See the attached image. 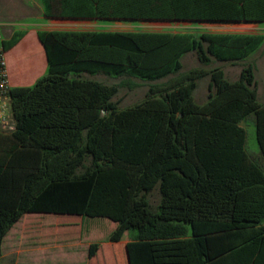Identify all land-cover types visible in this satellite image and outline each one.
<instances>
[{
  "label": "trees",
  "instance_id": "1",
  "mask_svg": "<svg viewBox=\"0 0 264 264\" xmlns=\"http://www.w3.org/2000/svg\"><path fill=\"white\" fill-rule=\"evenodd\" d=\"M39 1L46 18L264 23V0ZM26 33L13 30L4 51ZM37 38L45 72L31 86L10 88L15 128L0 133V257L24 215L50 214L76 218L61 225L77 218L115 224L104 245L112 259L94 242L91 264H264V171L240 126L252 116L264 160V105L255 67L244 63L264 34L38 30ZM21 46L39 72L36 49ZM188 53L201 66L182 71ZM214 62L239 64L237 79ZM99 73L126 82L83 76ZM205 77L207 98L199 105L193 92ZM129 79L166 80L119 110L113 99L119 86L135 87Z\"/></svg>",
  "mask_w": 264,
  "mask_h": 264
},
{
  "label": "rangeland",
  "instance_id": "2",
  "mask_svg": "<svg viewBox=\"0 0 264 264\" xmlns=\"http://www.w3.org/2000/svg\"><path fill=\"white\" fill-rule=\"evenodd\" d=\"M39 0H3L2 11L0 12L1 24L8 23L3 26L4 38H8L13 30L30 29L29 34L32 35V25L27 24H45L42 26H34L44 30H110V31H161L172 30L179 32H245V33H264V25L241 26L236 24L221 23H192V22H161V21H108L101 22L97 20H78V21H62L53 19H44L42 16V8ZM46 20V21H43ZM33 39V38H32ZM28 37L24 42L28 47L36 49L39 60L41 61V69H43L44 60L39 54L35 41ZM14 53L6 54L8 69L15 71V63L18 54H21V48ZM21 51V52H20ZM264 41L257 50L248 55L245 64L251 63L255 67L254 75L256 80V88L259 102L264 105ZM44 55V53H43ZM25 56H29L26 52ZM43 62V63H42ZM183 68L185 71L190 68L201 66L194 53H188L182 58ZM212 66H219L225 73L228 80H236L240 71L239 64H231L228 62H214ZM40 69V70H41ZM40 72V71H39ZM45 71H43L42 75ZM42 75H39L42 76ZM86 78L100 81L107 85H120L126 82L123 77H111L105 74L83 75ZM37 77V78H39ZM135 87L129 89L127 85L118 87V93L114 97L117 102L118 109H127L134 104L140 102L148 89L149 84L160 83L166 79L156 82H148L141 79H129ZM209 78L205 77L197 82V87L193 92V98L196 104H203L206 101L208 93ZM105 114V112H103ZM252 116L241 121L240 126L245 130L246 139L245 147L255 163L264 171V160L260 156L258 145L255 139V127ZM157 194L153 192L150 201L152 204L157 202ZM76 219L72 216L59 215H24L9 231L4 238L2 244V254L0 262L6 264H91L86 258L87 247L90 243L101 242L103 246V255L112 259L111 254H107L109 247L107 244L109 234L115 227L111 221L103 218H85L81 220L77 218L76 225H61L59 222H67ZM57 221V222H56ZM44 224L46 228H44ZM79 224L81 232L78 233ZM264 225V220L261 222ZM44 228V229H43ZM128 240L125 234L122 241ZM100 255V254H99ZM101 256V255H100ZM99 256V257H100ZM96 264H125L124 259L112 262H105L102 258L97 259Z\"/></svg>",
  "mask_w": 264,
  "mask_h": 264
},
{
  "label": "crops",
  "instance_id": "3",
  "mask_svg": "<svg viewBox=\"0 0 264 264\" xmlns=\"http://www.w3.org/2000/svg\"><path fill=\"white\" fill-rule=\"evenodd\" d=\"M2 2H3V0H0V12L2 11V7H3L2 6V4H3ZM44 19H47V20L48 19H53V20H62V21H78L77 19H65V18H46V17H44ZM43 21H46V20H43ZM161 22H163V21H161ZM166 22H168V21H166ZM6 24H8V23H4L2 25L4 26ZM45 24H40V23L27 24V25H32L33 26V28L31 29L32 30V35L30 36V34H29L30 29H26V31H27L26 35L13 48H11L9 51H7L6 54L8 52L15 54V51L19 48V46H21L24 42L27 41L28 37H30L31 39L33 38L32 40L36 42L39 54L41 55L42 51L44 53L43 47H42V45L40 44V42H39V40L37 38V31L38 30H44V29L35 28L34 26H42V25H45ZM221 24H236V25H241V26H252V25H255V24H257L259 26L260 25H264V23H221ZM67 30H72V29H67ZM225 33L264 34V33H245V32H225ZM4 39H7V38H4ZM26 52L27 51H22L21 54H18V56H15V57H17L16 63H15V71H14V69L12 70V68L8 69L9 82H10V87L11 88L12 87H28V86L33 85L34 82L38 79L37 77H39V75H42L43 71H45V69H46V59L44 60L45 53H44V55H43V53L41 55L42 59L44 60L43 69H41L40 72H38V65H37L36 61L32 58L31 55L25 56ZM43 227L45 228L46 225L44 224ZM127 241L128 240L121 241L119 244H125Z\"/></svg>",
  "mask_w": 264,
  "mask_h": 264
},
{
  "label": "built area",
  "instance_id": "4",
  "mask_svg": "<svg viewBox=\"0 0 264 264\" xmlns=\"http://www.w3.org/2000/svg\"><path fill=\"white\" fill-rule=\"evenodd\" d=\"M3 25L0 23V133H10L14 130V121L10 108V82L6 60V52L3 49Z\"/></svg>",
  "mask_w": 264,
  "mask_h": 264
}]
</instances>
